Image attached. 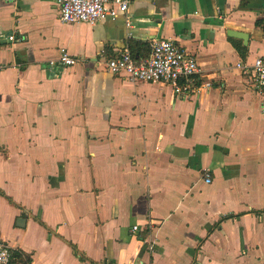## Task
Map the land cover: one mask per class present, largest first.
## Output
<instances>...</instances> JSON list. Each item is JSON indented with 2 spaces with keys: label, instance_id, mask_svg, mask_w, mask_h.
<instances>
[{
  "label": "crops",
  "instance_id": "0c3cea01",
  "mask_svg": "<svg viewBox=\"0 0 264 264\" xmlns=\"http://www.w3.org/2000/svg\"><path fill=\"white\" fill-rule=\"evenodd\" d=\"M58 10L0 0L11 264H264V95L236 66L264 58V0H129V27L123 14L60 23ZM157 38L193 56L212 86L178 98L103 63ZM60 49L80 62L49 67Z\"/></svg>",
  "mask_w": 264,
  "mask_h": 264
},
{
  "label": "built area",
  "instance_id": "2783aa9c",
  "mask_svg": "<svg viewBox=\"0 0 264 264\" xmlns=\"http://www.w3.org/2000/svg\"><path fill=\"white\" fill-rule=\"evenodd\" d=\"M59 10L57 19L60 23H87L93 25L106 18H115L123 14L127 27L131 25L128 17L129 0H57ZM15 40L14 33L6 37ZM147 57L135 58L123 49L117 55L103 62L113 74L122 75L131 82H150L169 85L175 96L188 98L208 89L212 82L204 80L202 69L196 59L188 54L172 39L157 38L150 41ZM79 57L70 55L66 49H60L57 59L49 61V67L61 70L80 62ZM238 68L249 71L256 91L264 95V58L258 57L246 68L237 63ZM205 181H210L209 171L204 173ZM132 226V231L137 230ZM151 248V247H149ZM12 248L0 240V264H11Z\"/></svg>",
  "mask_w": 264,
  "mask_h": 264
},
{
  "label": "trees",
  "instance_id": "16d2710c",
  "mask_svg": "<svg viewBox=\"0 0 264 264\" xmlns=\"http://www.w3.org/2000/svg\"><path fill=\"white\" fill-rule=\"evenodd\" d=\"M263 21L258 20L256 21L257 24H261ZM150 44V43H149ZM149 44L148 43H135L132 41H129L128 43V47L130 52L135 55L136 52H138V54H140L141 52L145 51V53L142 55V57H147L150 51L149 48ZM234 46L236 48V50L238 51V53L240 54V56L244 57L246 54V47L239 45V44H235Z\"/></svg>",
  "mask_w": 264,
  "mask_h": 264
},
{
  "label": "water",
  "instance_id": "95a60500",
  "mask_svg": "<svg viewBox=\"0 0 264 264\" xmlns=\"http://www.w3.org/2000/svg\"><path fill=\"white\" fill-rule=\"evenodd\" d=\"M227 35L228 36H232V37H237L239 39H241L245 44H246V41L248 39V36L244 33V32H241V31H235V30H227ZM21 220H24V219H21Z\"/></svg>",
  "mask_w": 264,
  "mask_h": 264
}]
</instances>
